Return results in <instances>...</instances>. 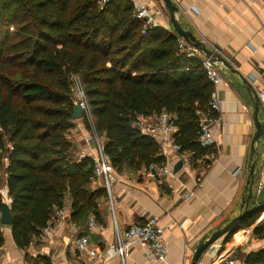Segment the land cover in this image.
I'll use <instances>...</instances> for the list:
<instances>
[{
  "label": "trees",
  "instance_id": "trees-1",
  "mask_svg": "<svg viewBox=\"0 0 264 264\" xmlns=\"http://www.w3.org/2000/svg\"><path fill=\"white\" fill-rule=\"evenodd\" d=\"M129 0H0V212L10 200L12 238L20 249L41 237L55 209L70 202L76 224L97 217L103 187L92 189V161H75L72 78H80L113 168L163 163L158 144L133 127L139 116L174 115L175 143L194 164L215 155L198 143L212 87L178 37L159 27L142 35ZM249 212L224 238L254 226ZM0 224V249L4 239ZM264 233V221L254 228ZM245 264H264V252Z\"/></svg>",
  "mask_w": 264,
  "mask_h": 264
},
{
  "label": "crops",
  "instance_id": "crops-1",
  "mask_svg": "<svg viewBox=\"0 0 264 264\" xmlns=\"http://www.w3.org/2000/svg\"><path fill=\"white\" fill-rule=\"evenodd\" d=\"M172 1L179 8L176 17L182 28L224 57L250 85L255 79L257 94L264 93V0ZM149 5L155 8L162 2L150 0ZM155 20L159 28L173 32L166 12ZM219 70L223 80L216 86L220 129L213 132L214 157L205 156L194 164L192 154L158 146L159 156L176 169L173 175L153 180L142 174L147 166L121 173L114 169L112 206L106 194L99 202L97 217L90 216L97 224L91 232L87 229L90 217L80 224L72 221L68 199L64 202V218L52 220V234L33 240L25 249L16 246L10 227L2 226L0 264H91L93 259L86 251L74 250L73 239L86 235L90 247L103 254L115 241L116 232L132 224L144 225L153 217L164 232L168 249L165 261L155 263L146 249L134 244L124 264H190L196 244L239 214L241 200L247 194L245 182L251 160L255 162V178L249 212L261 208L263 205L255 203V190L260 183L264 189V103L260 102L257 116L263 133L252 155L255 129L251 95L239 75ZM73 128L68 140L73 159L78 162L94 153L95 144L86 143L87 130L80 121ZM237 169L240 172L234 175ZM100 186V182L92 184V189ZM189 192L193 195L185 198ZM258 225L238 231L228 242L224 236L203 253L199 264H245L248 255L264 252V234L254 232ZM238 235L241 237L236 239ZM96 264L123 263L115 258Z\"/></svg>",
  "mask_w": 264,
  "mask_h": 264
},
{
  "label": "built area",
  "instance_id": "built-area-1",
  "mask_svg": "<svg viewBox=\"0 0 264 264\" xmlns=\"http://www.w3.org/2000/svg\"><path fill=\"white\" fill-rule=\"evenodd\" d=\"M110 1L111 0H97V4L101 8L103 6L105 7ZM129 1L132 6L133 18L142 25L141 33L143 36L146 35L147 31L158 27L155 17L165 14L163 5L151 8L149 5L150 0ZM178 45L180 52L185 53L188 58L196 59L200 63L205 72L206 79L212 87L207 103V113L200 118L198 137L199 146L208 149L216 144L213 132H218L220 129L219 100L216 94V86L223 80V76L215 63H212L205 57L200 58L199 53L180 38L178 39ZM251 86L253 89L257 87L255 79L251 80ZM72 88V91L75 89L74 102L82 112V117L79 121L81 122V126L87 130L85 141L86 143L95 144L94 153L89 154L93 170L91 179L92 184L101 183V187L105 189L109 203L112 206L111 183L113 181L112 172L114 168L109 157L104 153L103 143L96 131L94 117L88 105L80 78H72ZM258 98L260 102L264 103V93H259ZM133 127L142 135L154 140L162 150L171 148L175 152H180V146L175 143V136L178 129L174 124V115L162 111L159 114L139 116L134 121ZM239 172L240 170L237 169L233 174L237 175ZM142 174L145 175L146 178L158 180L162 177L173 175V168L168 166L166 162L160 164L152 163L143 169ZM262 186V183L256 186V194L259 193ZM1 195L4 200L8 199L5 188L1 191ZM192 195L193 193L189 192L185 195V198H189ZM65 209L66 207L64 204L62 208L54 210L51 220L41 232V237H49L52 234V220L63 219L65 216ZM259 220L260 222L264 221V214H262ZM96 225L94 217H90L87 222L88 231L91 232ZM134 244L146 249L147 256L154 260L155 263L165 261L168 253L167 244L164 239L163 229L158 225V219L155 217L150 218L144 225L132 224L123 232H116L115 241L113 244L106 247L103 254L90 247L86 235L71 241V245L77 253L86 251L89 256L92 257L93 262L91 264H96L98 261L107 263L115 258L119 259L124 264L128 256V251ZM229 264H231V262H229Z\"/></svg>",
  "mask_w": 264,
  "mask_h": 264
},
{
  "label": "water",
  "instance_id": "water-1",
  "mask_svg": "<svg viewBox=\"0 0 264 264\" xmlns=\"http://www.w3.org/2000/svg\"><path fill=\"white\" fill-rule=\"evenodd\" d=\"M160 1L162 2L166 14L168 15L170 26L172 27L174 34L178 38H182L194 50L201 53L205 58L210 60L212 63H215L216 66L220 67L222 71L228 70L232 74L239 75L238 71L235 68H233V66L218 52H216L215 50L208 49L201 41L197 40L190 31L184 30L182 28L179 19L176 17V14L179 12V8L172 0H160ZM240 78L243 85L246 87L248 93L251 95V99L253 101V107H254L253 122L255 129V133L253 135V139L251 142V151L253 155L256 154V151L254 150V146L256 143L260 141V138L263 133L262 124L258 121V117H257L260 109V101L256 90L252 88L248 80L243 78L242 76H240ZM81 117H82L81 110L79 109L77 104H74L72 117H71L72 120H79ZM175 171L176 169H173L174 173ZM254 178H255V162L251 160L247 168V179L245 182V191L247 194L241 200L239 214L234 216L231 220H229L223 227L213 231L207 239L200 240L196 244L191 257L190 264H199L200 258L203 255V253L214 243H216L221 238L226 236L233 229V227L240 220L245 218L246 215L249 213V205L251 204L254 197V192H253ZM255 203L257 205L264 204V189H261L259 193L256 194ZM0 224L2 226H7V227H11L13 224V218L10 211V207L5 200H3L2 208L0 212Z\"/></svg>",
  "mask_w": 264,
  "mask_h": 264
},
{
  "label": "rangeland",
  "instance_id": "rangeland-1",
  "mask_svg": "<svg viewBox=\"0 0 264 264\" xmlns=\"http://www.w3.org/2000/svg\"><path fill=\"white\" fill-rule=\"evenodd\" d=\"M108 4V3H107ZM97 6H98V8L100 9V10H102V9H104V6L103 7H99V5L97 4ZM181 40H183L182 38H180ZM184 41V40H183ZM200 41V40H199ZM185 42V41H184ZM202 42V41H201ZM186 43V42H185ZM203 43V42H202ZM187 44V43H186ZM204 44V43H203ZM189 45V44H188ZM205 45V44H204ZM190 46V45H189ZM191 47V46H190ZM199 53V52H198ZM199 57L200 58H203L204 56L201 54V53H199ZM77 76H74L73 78H76ZM72 90H73V88H72ZM73 92V96H74V98H75V89H74V91H72ZM75 101H76V99H75ZM74 104H75V102H74ZM76 121H79V120H74V125H73V127H75V122ZM74 129V128H73ZM72 130V129H71ZM102 137H100V139H101ZM101 141H103V139H101ZM111 189H112V187H111ZM2 191V190H1ZM8 204H10V200L9 199H7V200H5ZM259 216H258V218H257V221L255 222V224L257 223V224H260V223H262L263 221H261L260 222V217L262 216V214H264V204H263V206L261 207V208H259Z\"/></svg>",
  "mask_w": 264,
  "mask_h": 264
},
{
  "label": "bare ground",
  "instance_id": "bare-ground-1",
  "mask_svg": "<svg viewBox=\"0 0 264 264\" xmlns=\"http://www.w3.org/2000/svg\"><path fill=\"white\" fill-rule=\"evenodd\" d=\"M241 236L240 235H238L237 237H236V239H239Z\"/></svg>",
  "mask_w": 264,
  "mask_h": 264
}]
</instances>
